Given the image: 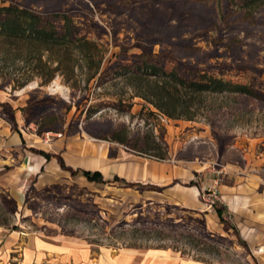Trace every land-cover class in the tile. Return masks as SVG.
Masks as SVG:
<instances>
[{
  "label": "rangeland",
  "instance_id": "374dc122",
  "mask_svg": "<svg viewBox=\"0 0 264 264\" xmlns=\"http://www.w3.org/2000/svg\"><path fill=\"white\" fill-rule=\"evenodd\" d=\"M37 1L15 0L33 4L36 10L67 11L81 24L83 34L106 51L104 71L153 52L164 56L169 69L183 65L250 85L261 100L205 94L194 107L192 121L169 120L136 97L124 76H112L98 85L97 80L87 84L86 75L79 73L76 88L60 76L47 87H39L41 81L35 79L34 88L20 91L14 90L13 82L4 87L7 77L1 75L0 90L10 95L13 105L24 104L32 94L54 98L52 111L65 123L63 133L39 136L46 144L59 139L91 146L108 142L115 147L109 155L113 159L117 146L130 150L106 140L115 133L125 134L133 144L145 145L144 137L156 139L168 153L166 161L208 167L221 203L213 211H204L200 197V211L193 212L152 201V193L162 188L105 179L104 183L90 182L78 172L33 186L21 197L0 190V227L19 236H61L115 252L161 250L207 264H264V252L259 254L264 246L252 249L239 237L232 212H226L222 223L210 217L224 209L220 188L232 186L238 177L246 178L241 185L253 187L258 197L264 191V7L248 17L227 3L220 15L215 2L201 6L183 0ZM53 1L62 4L56 7ZM24 68L22 63L8 67L18 77ZM27 130L37 135L38 126L32 124ZM245 190L241 195H246Z\"/></svg>",
  "mask_w": 264,
  "mask_h": 264
},
{
  "label": "crops",
  "instance_id": "0c3cea01",
  "mask_svg": "<svg viewBox=\"0 0 264 264\" xmlns=\"http://www.w3.org/2000/svg\"><path fill=\"white\" fill-rule=\"evenodd\" d=\"M27 99L22 105H13L10 95L0 90V190L11 197H21L33 186L53 183L62 175L73 176L79 172L88 180L83 172H99L106 181L117 178L116 181L123 185L150 184L162 188L160 193H152V201L199 212L202 191L215 187L214 176L208 172V167H198L196 163L151 160L122 146H117L115 158L110 159V152L115 147L108 142L91 146L77 142L66 144L59 139L46 144L41 137L27 130L23 113ZM243 179L246 178L238 177L232 186L220 188L224 209L220 210L221 216L216 213L210 217L214 222L222 223L226 212H232L239 237L250 248L256 249L264 246V191L258 197L253 187L245 185L246 195H241L245 189L240 183ZM263 252L262 249L259 254ZM0 264L207 263L169 251L115 252L61 236L44 238L23 233L19 236L0 227Z\"/></svg>",
  "mask_w": 264,
  "mask_h": 264
},
{
  "label": "trees",
  "instance_id": "16d2710c",
  "mask_svg": "<svg viewBox=\"0 0 264 264\" xmlns=\"http://www.w3.org/2000/svg\"><path fill=\"white\" fill-rule=\"evenodd\" d=\"M1 1L0 77H7L4 87L13 82L16 84L14 90L22 91L35 79H40L39 87H47L60 76L66 84L76 88L79 73L86 75L87 84L97 80L98 85L112 76H124L136 97L154 107L158 115L169 120L187 121L194 119V107L205 94H238L261 100V95L250 85L234 84L194 68L185 69L183 65L169 69L164 56L153 52L136 55L131 63L125 65L115 63L104 71L106 51L101 44L83 34L81 24L67 11L52 7H44L41 11L30 3L23 5L15 0ZM183 1L201 6L215 2L220 15L223 14V3L248 17L264 7V0ZM55 4L62 3L55 1ZM19 63L25 67L20 77L8 69ZM13 76L17 79H12ZM53 102L54 98L50 95L38 97L32 94L23 108L26 125L36 124L38 136L63 133L65 121L52 111ZM70 109L66 105L65 110L69 112ZM115 134L110 137L107 135L109 138L106 140L125 145L131 151L157 161L168 159L167 151L156 139L147 140L144 137L142 142L145 145H141L138 141L137 144L128 141L125 134L124 137ZM150 152L155 155L149 156ZM82 174L90 182L104 183L99 172ZM217 213L221 216L220 210Z\"/></svg>",
  "mask_w": 264,
  "mask_h": 264
},
{
  "label": "built area",
  "instance_id": "2783aa9c",
  "mask_svg": "<svg viewBox=\"0 0 264 264\" xmlns=\"http://www.w3.org/2000/svg\"><path fill=\"white\" fill-rule=\"evenodd\" d=\"M205 202V210L204 211H213L215 206L218 203H221V199L219 198V192L217 189L213 190H204L201 193V196Z\"/></svg>",
  "mask_w": 264,
  "mask_h": 264
},
{
  "label": "bare ground",
  "instance_id": "6f19581e",
  "mask_svg": "<svg viewBox=\"0 0 264 264\" xmlns=\"http://www.w3.org/2000/svg\"><path fill=\"white\" fill-rule=\"evenodd\" d=\"M35 86H34V84H31L30 86H28L27 88L28 89H32V88H34Z\"/></svg>",
  "mask_w": 264,
  "mask_h": 264
}]
</instances>
